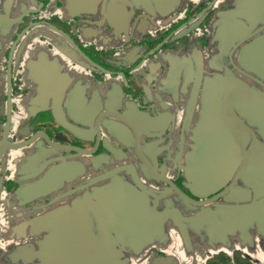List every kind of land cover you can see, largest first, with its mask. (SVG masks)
<instances>
[{
    "label": "flooded vegetation",
    "instance_id": "af4514ba",
    "mask_svg": "<svg viewBox=\"0 0 264 264\" xmlns=\"http://www.w3.org/2000/svg\"><path fill=\"white\" fill-rule=\"evenodd\" d=\"M7 1L0 264L36 262L47 227L34 223L78 194L79 215L103 226L123 214H158L164 200L185 216L202 210L201 228L166 227L129 254V264H264V194L260 186L242 189L249 149L253 181L264 182V113L213 114L216 129L205 132L208 185L197 187L186 169L191 131L215 88L207 78L229 69L264 91L258 69L240 58L245 44L264 35V15L242 17L253 25L230 51L222 33L219 61L214 20L235 0ZM238 2L264 14V0ZM219 157L224 172L214 177ZM251 202L252 209L242 208Z\"/></svg>",
    "mask_w": 264,
    "mask_h": 264
},
{
    "label": "water",
    "instance_id": "95a60500",
    "mask_svg": "<svg viewBox=\"0 0 264 264\" xmlns=\"http://www.w3.org/2000/svg\"><path fill=\"white\" fill-rule=\"evenodd\" d=\"M151 1L158 5H167L170 0ZM237 1L235 0L232 8L218 14L214 20L217 41L214 58L219 61L224 57L223 52L225 51L224 39L223 36L221 37L222 33L226 35L228 45H230L228 50L230 51L233 41L237 38L238 42L236 41V44L242 41L241 39L247 35L253 25L252 22L246 19L243 21V18L247 15L254 18L264 15L258 13L263 8H257V13L252 11L247 13L248 9L240 6ZM9 2L2 0L3 6H0V31H3L10 21L8 16ZM227 56L230 60V55L227 54ZM240 58L245 62V65L249 66L246 67L250 71H252V68L258 69L260 79L264 81V35L245 44ZM207 80H210L215 88H208L204 103H202L203 108L191 131L192 149L189 152L187 151L189 162L186 169L197 187H205L209 182L204 180L205 176H209L207 173L208 167L212 165V161L211 163L207 161L208 150L205 149V132L210 128L212 130L216 129L210 127L211 122L217 121L211 119L212 115L226 112L232 115V108L249 115L253 112L264 113V91L259 92L255 87L249 86L235 76L231 70L227 69L212 73ZM258 104L259 109H256ZM240 128H243L245 133L248 129L241 122ZM262 137L264 139V135ZM210 152L218 158L219 152ZM244 155V160L247 161L246 163L249 166L243 168V192L245 194L254 193L256 186H260V194H264V182L260 180L255 183L253 181L251 149L246 151ZM218 160L219 163H216L215 172L212 173L215 175L214 177L224 172L221 165L223 159L221 160L219 157ZM212 174H210L211 178ZM165 191L163 189V192ZM163 203L164 206L161 210H158V214L146 217L123 214L122 216H115L114 223L110 222L103 226L99 223H91L85 215H79V212H77L79 210V194L75 195L67 204L56 208L50 215L44 213L37 221L35 220V225H45L47 230L43 232L42 239L36 243L32 256L37 258V261L32 264H129V254L133 255L141 251L145 247V243L152 240V234H164L166 227H176L183 230L184 227H189L191 224H196L199 227L203 226L204 214H202L201 209L194 216H185L177 211L169 200H164ZM200 205L202 204L200 203ZM242 208L250 210L253 208V204L252 202L245 204ZM58 212H61V215ZM179 232L183 234V240L186 241V232Z\"/></svg>",
    "mask_w": 264,
    "mask_h": 264
}]
</instances>
